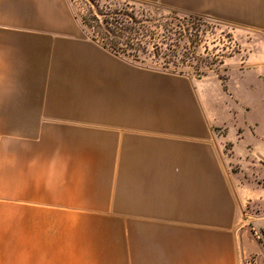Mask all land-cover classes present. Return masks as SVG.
I'll return each mask as SVG.
<instances>
[{
    "label": "crops",
    "instance_id": "crops-1",
    "mask_svg": "<svg viewBox=\"0 0 264 264\" xmlns=\"http://www.w3.org/2000/svg\"><path fill=\"white\" fill-rule=\"evenodd\" d=\"M147 1L253 30V50L197 79L104 47L71 0H0V264H244L264 0Z\"/></svg>",
    "mask_w": 264,
    "mask_h": 264
},
{
    "label": "trees",
    "instance_id": "trees-1",
    "mask_svg": "<svg viewBox=\"0 0 264 264\" xmlns=\"http://www.w3.org/2000/svg\"><path fill=\"white\" fill-rule=\"evenodd\" d=\"M71 3L90 36L116 54L141 61L151 58L179 73L184 72L182 66H192L197 61L200 62L195 68L198 77L213 69L216 62L224 63V54H212L206 47L203 55L197 49L209 25L202 15L175 10L155 15L128 3L112 8L109 0H71ZM228 37L231 41V35ZM220 78L224 83L226 77Z\"/></svg>",
    "mask_w": 264,
    "mask_h": 264
},
{
    "label": "rangeland",
    "instance_id": "rangeland-1",
    "mask_svg": "<svg viewBox=\"0 0 264 264\" xmlns=\"http://www.w3.org/2000/svg\"><path fill=\"white\" fill-rule=\"evenodd\" d=\"M109 1L112 8L123 7L128 3L134 5L137 10H148L149 13L155 15L168 13V9L164 5L147 0ZM202 16L208 20L209 25L205 27L204 39L197 45V49L201 54L206 55L205 48L208 47L212 54H224L226 56L225 59L230 54L238 55L242 59H245L246 54H248L247 52L253 50L255 38V32L253 30L232 25L230 22L218 20L207 15ZM230 35L231 41H229L228 37ZM225 59L223 64L216 62L212 67L213 69L207 70L205 75L217 73L219 76L226 77ZM135 63L139 66L167 73H179L174 72L171 68H164L151 58H147L145 61L135 60ZM197 65H200V62L195 61L192 66H182L181 69L184 72L181 74L197 79L204 77L205 75L198 77L196 74L195 68ZM250 207H252L251 216L247 217L248 219L243 222L244 226L242 228L245 233L247 252L249 254L244 260V264H264V200L257 201V203H253Z\"/></svg>",
    "mask_w": 264,
    "mask_h": 264
}]
</instances>
